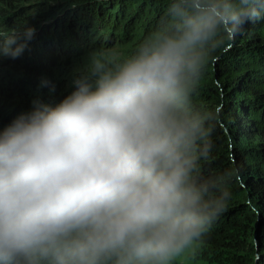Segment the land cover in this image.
<instances>
[{"label": "clouds", "instance_id": "obj_1", "mask_svg": "<svg viewBox=\"0 0 264 264\" xmlns=\"http://www.w3.org/2000/svg\"><path fill=\"white\" fill-rule=\"evenodd\" d=\"M130 53L95 48L56 106L0 129V264H187L238 171L204 175L218 112L197 98L214 54L264 0H166ZM35 29L0 27V59Z\"/></svg>", "mask_w": 264, "mask_h": 264}, {"label": "trees", "instance_id": "obj_2", "mask_svg": "<svg viewBox=\"0 0 264 264\" xmlns=\"http://www.w3.org/2000/svg\"><path fill=\"white\" fill-rule=\"evenodd\" d=\"M166 8V0H0V27L35 29L20 57L0 59V129L34 101L59 104L95 48L130 53ZM197 104L218 112L202 173L235 169L238 179L187 264H264V19L244 24L232 47L214 54Z\"/></svg>", "mask_w": 264, "mask_h": 264}, {"label": "rangeland", "instance_id": "obj_3", "mask_svg": "<svg viewBox=\"0 0 264 264\" xmlns=\"http://www.w3.org/2000/svg\"><path fill=\"white\" fill-rule=\"evenodd\" d=\"M233 162V159H232V157H231V163Z\"/></svg>", "mask_w": 264, "mask_h": 264}]
</instances>
